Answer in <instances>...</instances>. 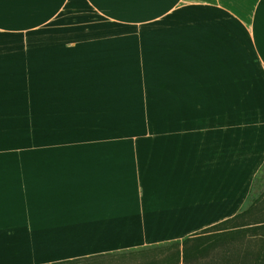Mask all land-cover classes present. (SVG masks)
Here are the masks:
<instances>
[{"label": "crops", "instance_id": "crops-1", "mask_svg": "<svg viewBox=\"0 0 264 264\" xmlns=\"http://www.w3.org/2000/svg\"><path fill=\"white\" fill-rule=\"evenodd\" d=\"M93 41L107 42L120 65L140 56L168 67L144 127L153 137L135 140L131 158L106 153L66 181L43 178L46 191L87 194L81 218L60 204L33 207L37 182L17 218L23 197L0 182V264L40 258L39 245L53 257L64 243L88 250L75 258L182 240L247 208L264 165V0H0V85L4 66L39 59L61 83Z\"/></svg>", "mask_w": 264, "mask_h": 264}, {"label": "rangeland", "instance_id": "rangeland-1", "mask_svg": "<svg viewBox=\"0 0 264 264\" xmlns=\"http://www.w3.org/2000/svg\"><path fill=\"white\" fill-rule=\"evenodd\" d=\"M147 53L151 56V48ZM79 56L84 59L80 58L78 68H64L61 83L56 81L57 69L42 66L40 59L31 67L22 61L16 67L1 69L6 82L0 85V176H4L0 182L7 184L6 193L15 194L18 200L23 197L16 205L17 218L23 217V204L28 206L24 199L31 182L39 185L33 189V207L60 204L66 210L65 216L78 213L81 218L88 214L79 207L88 203L87 194L74 193L69 185L46 191L40 186L43 178L60 175L66 181L73 175L75 166H88L90 157L106 153L131 158L136 150L135 140L153 137L152 131L144 127L154 122V95L166 91L168 67L154 65L152 57L138 61L140 56L120 65L109 44L101 41L90 42ZM70 71L74 75L72 79ZM159 102L158 98L157 112ZM262 193L264 165L252 186L247 207ZM126 199L113 197L114 202ZM71 205L77 206L78 211L74 207L71 210ZM154 244L157 243L114 251ZM63 245L65 250H58L59 254L53 257L45 246L37 244L33 253L34 256L38 253L40 258L25 264H44L63 260L58 259L60 256L67 259L77 255L76 252H88L68 250L71 243ZM52 249L57 251L55 247ZM128 258L132 260L127 257L126 263ZM97 261L123 264L109 257Z\"/></svg>", "mask_w": 264, "mask_h": 264}, {"label": "trees", "instance_id": "trees-1", "mask_svg": "<svg viewBox=\"0 0 264 264\" xmlns=\"http://www.w3.org/2000/svg\"><path fill=\"white\" fill-rule=\"evenodd\" d=\"M105 257L123 264H264V193L236 215L182 240L44 264H99ZM127 257L132 260L126 263Z\"/></svg>", "mask_w": 264, "mask_h": 264}]
</instances>
